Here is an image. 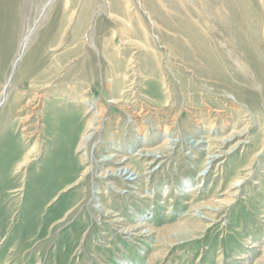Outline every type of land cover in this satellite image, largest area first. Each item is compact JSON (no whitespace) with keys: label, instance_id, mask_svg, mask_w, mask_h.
<instances>
[{"label":"rangeland","instance_id":"1","mask_svg":"<svg viewBox=\"0 0 264 264\" xmlns=\"http://www.w3.org/2000/svg\"><path fill=\"white\" fill-rule=\"evenodd\" d=\"M0 264H264V0H0Z\"/></svg>","mask_w":264,"mask_h":264},{"label":"bare ground","instance_id":"2","mask_svg":"<svg viewBox=\"0 0 264 264\" xmlns=\"http://www.w3.org/2000/svg\"><path fill=\"white\" fill-rule=\"evenodd\" d=\"M124 32V31H123ZM124 42V41H123ZM24 46H25V44L23 43V46H22V48H24ZM126 76V75H125ZM124 78V77H123ZM40 97V96H39ZM41 98V97H40ZM98 128H96V129H94L93 127L91 128V130L93 131V130H97ZM89 133V132H88ZM88 133L86 134V136H84L83 137V139H82V143H85L86 142V140H87V135H88ZM168 147H169V145H168V143L166 144V145H163L161 148H158L157 150H154V151H151L150 153L153 155L154 154V157L156 158H159L158 156H159V154H161V152H164V150H166V149H168ZM163 150V151H162ZM162 159V158H161ZM123 161H124V159L122 160V161H116V164L117 165H121V164H123ZM130 169V173H132V175L130 176V173H127V174H125L124 175V177L126 178L125 180L126 181H129L130 183H133L134 181H136L137 180V178L138 177H135L136 175H137V172L135 171V170H133V169H131V168H129ZM125 170H126V168H124L123 169V171L125 172ZM117 172H121V169H120V167H119V169L117 170ZM114 175V173L111 175V176H113ZM130 176V177H129ZM129 185V184H128ZM132 186V185H131ZM206 208V206H203L201 209H205ZM208 208V207H207ZM209 209V208H208ZM195 212V211H194ZM115 216H117V215H115ZM195 217H198V218H201V219H208L207 218V213H205V212H198V214H196L195 213V215H194ZM193 216V217H194ZM119 220V219H118ZM118 222H120V221H118ZM184 228H186V227H184ZM145 228L143 227V225H138V226H135V227H129V228H125V229H123V230H126L127 231V233H130L131 234V232H137V233H135L134 234V236H137V237H144V233H143V230H144ZM147 229V228H146ZM6 239V238H5Z\"/></svg>","mask_w":264,"mask_h":264}]
</instances>
